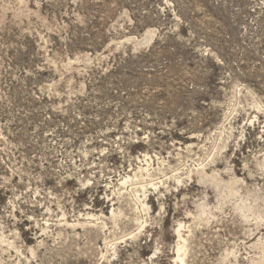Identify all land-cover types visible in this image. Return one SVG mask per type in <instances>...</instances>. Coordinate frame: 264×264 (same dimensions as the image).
I'll return each instance as SVG.
<instances>
[{"label":"rangeland","instance_id":"obj_1","mask_svg":"<svg viewBox=\"0 0 264 264\" xmlns=\"http://www.w3.org/2000/svg\"><path fill=\"white\" fill-rule=\"evenodd\" d=\"M260 148L264 0H0V264H247L190 202Z\"/></svg>","mask_w":264,"mask_h":264},{"label":"clouds","instance_id":"obj_2","mask_svg":"<svg viewBox=\"0 0 264 264\" xmlns=\"http://www.w3.org/2000/svg\"><path fill=\"white\" fill-rule=\"evenodd\" d=\"M257 151L264 153V148ZM243 178L227 165L199 174L200 190L191 200L192 219L202 223L210 214L223 210L232 220L241 225L247 235L256 229H264V154L250 155ZM247 181V182H245ZM247 264H264V235L247 246ZM214 264H234L228 253L221 252Z\"/></svg>","mask_w":264,"mask_h":264},{"label":"bare ground","instance_id":"obj_3","mask_svg":"<svg viewBox=\"0 0 264 264\" xmlns=\"http://www.w3.org/2000/svg\"><path fill=\"white\" fill-rule=\"evenodd\" d=\"M127 182H128V178H126L122 184L125 185V184H127ZM144 207H146V205H144ZM180 238H181V240H183L181 236H180ZM178 241H179V240H178ZM183 242H185V240H183ZM184 244H185V243H184ZM185 245H186V244H185ZM185 245L180 246V244H179V245H178V248H177L178 260L180 261L179 263H181V264L185 262L184 259L181 258V256H180L181 253L183 254L184 248L186 247ZM185 251H186V250H185Z\"/></svg>","mask_w":264,"mask_h":264}]
</instances>
